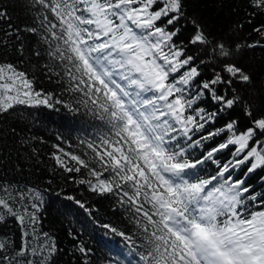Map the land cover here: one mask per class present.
Listing matches in <instances>:
<instances>
[{"label":"snow or ice","instance_id":"6c2138e0","mask_svg":"<svg viewBox=\"0 0 264 264\" xmlns=\"http://www.w3.org/2000/svg\"><path fill=\"white\" fill-rule=\"evenodd\" d=\"M41 109L89 130L10 128L0 264H264V0H0V121Z\"/></svg>","mask_w":264,"mask_h":264},{"label":"trees","instance_id":"16d2710c","mask_svg":"<svg viewBox=\"0 0 264 264\" xmlns=\"http://www.w3.org/2000/svg\"><path fill=\"white\" fill-rule=\"evenodd\" d=\"M210 14L212 13H206V15ZM25 123H28L31 126V132L38 136L44 135L46 137H50L59 133L73 143L77 142L78 139L83 137L89 130V125L86 122L85 117L73 115L63 110H61L58 114L51 113L43 109L39 112L33 110L32 116H28L27 113H24V119L22 120H18L14 117H8L3 121H0V135L7 134L3 135V139H0V156L6 158V162L4 163L5 168H13L15 163L19 162L16 157V149L18 145L14 143V138L10 134V128L15 127L20 130L24 127ZM47 151L48 149L44 148V152L46 153ZM41 166L43 167L44 165ZM88 199L90 203H96L93 198L88 197ZM96 206L100 209L99 215L104 220L112 219L107 202H100ZM46 214V223H50L55 225L57 228H61V235H63V229L59 223L60 218L57 213V205L53 204L48 206L46 208ZM80 221L82 223H87L83 213L80 215ZM72 226L79 230L80 223H74ZM95 231L99 233L101 230L97 228ZM83 239L90 247L99 248V237L92 235V225H88V230L85 231ZM64 259L67 260V257Z\"/></svg>","mask_w":264,"mask_h":264}]
</instances>
